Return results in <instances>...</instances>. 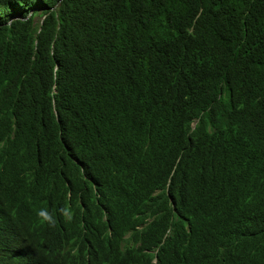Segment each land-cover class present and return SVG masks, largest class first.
<instances>
[{
  "label": "trees",
  "instance_id": "obj_1",
  "mask_svg": "<svg viewBox=\"0 0 264 264\" xmlns=\"http://www.w3.org/2000/svg\"><path fill=\"white\" fill-rule=\"evenodd\" d=\"M0 264H264V0H0Z\"/></svg>",
  "mask_w": 264,
  "mask_h": 264
},
{
  "label": "clouds",
  "instance_id": "obj_2",
  "mask_svg": "<svg viewBox=\"0 0 264 264\" xmlns=\"http://www.w3.org/2000/svg\"><path fill=\"white\" fill-rule=\"evenodd\" d=\"M193 125V123H192ZM60 214L66 218H70L72 213L71 211L65 207L59 210ZM36 215L42 224H46L48 226H55L56 224V218L53 215L52 212H50L47 208H40L37 210ZM155 251V250H154ZM155 260V258L152 259V262Z\"/></svg>",
  "mask_w": 264,
  "mask_h": 264
},
{
  "label": "rangeland",
  "instance_id": "obj_3",
  "mask_svg": "<svg viewBox=\"0 0 264 264\" xmlns=\"http://www.w3.org/2000/svg\"><path fill=\"white\" fill-rule=\"evenodd\" d=\"M39 18H38V15H35V17H34V20H38Z\"/></svg>",
  "mask_w": 264,
  "mask_h": 264
}]
</instances>
